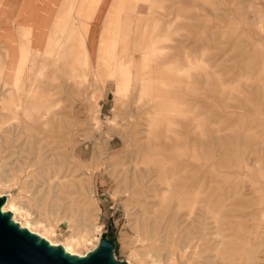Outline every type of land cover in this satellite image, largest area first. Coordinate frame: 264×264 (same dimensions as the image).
I'll list each match as a JSON object with an SVG mask.
<instances>
[{"label":"rangeland","instance_id":"rangeland-1","mask_svg":"<svg viewBox=\"0 0 264 264\" xmlns=\"http://www.w3.org/2000/svg\"><path fill=\"white\" fill-rule=\"evenodd\" d=\"M71 1L0 0L6 207L118 262L264 264V0Z\"/></svg>","mask_w":264,"mask_h":264},{"label":"water","instance_id":"water-1","mask_svg":"<svg viewBox=\"0 0 264 264\" xmlns=\"http://www.w3.org/2000/svg\"><path fill=\"white\" fill-rule=\"evenodd\" d=\"M110 253V246H106L88 259L72 261L45 243H38L29 233L19 231L0 213V264H112Z\"/></svg>","mask_w":264,"mask_h":264},{"label":"bare ground","instance_id":"bare-ground-1","mask_svg":"<svg viewBox=\"0 0 264 264\" xmlns=\"http://www.w3.org/2000/svg\"><path fill=\"white\" fill-rule=\"evenodd\" d=\"M9 7L2 6V8L4 10L9 9ZM6 12L9 13V10L6 11ZM4 14H5V16H7L6 13H4ZM13 52H15V55L9 54V58H10V63L11 64L9 63L10 65L8 66V69L5 70V71L3 70V71L0 72V77L5 80V83L9 86L10 89H12V86H14V64H15V60H16L17 55H18L17 53L19 52V46ZM13 52H11V53H13ZM22 114L23 115H27L25 113V111H23V110H22ZM2 197L3 196L0 193V213H2L3 215L7 216L8 221L10 222V224L13 225L14 227H16L19 231L27 232L30 235L34 236L38 243H41V242L45 243L50 250L60 252L63 255H65L66 257H68L72 261H79V260H83L84 258H90L95 253V251L98 250L99 247H97V244H96L91 250H89L85 254L84 253H79V252L73 251V248L71 246L67 245V244L64 245L62 242L52 241L51 239L48 238L50 236L48 234H46V233H43L44 234L43 235L42 233H39L37 231L32 230L33 228L31 226V224H29L28 222H25V225H24L21 221H19L16 218L14 212L11 210V209L14 210V208L9 206L11 209H8L6 207L7 203L4 201V197L3 198ZM45 235L48 236V237H46ZM110 261L114 262L116 264H133L132 262L127 261V260L123 261V262H118L116 260L115 256H114L112 250H111V253H110Z\"/></svg>","mask_w":264,"mask_h":264},{"label":"crops","instance_id":"crops-1","mask_svg":"<svg viewBox=\"0 0 264 264\" xmlns=\"http://www.w3.org/2000/svg\"><path fill=\"white\" fill-rule=\"evenodd\" d=\"M73 1H76V6H77L76 9L83 10L82 6L84 5H82L81 0H73ZM41 2L42 0H18L14 8L16 20L18 22L20 21V23L27 24L28 22H30L33 11L40 6L42 7V10L44 11L48 10L52 12L50 19H49V24L52 22L56 11H59L58 6L60 4H62L61 7H63L64 9L66 6L68 7V4H69V7H70L69 10L70 11L74 10L72 6L70 5L72 2L71 0H53L52 4H50V2H49V5L48 3H46V6L48 7L41 5ZM86 5L88 8V4ZM86 10L88 11V9Z\"/></svg>","mask_w":264,"mask_h":264}]
</instances>
